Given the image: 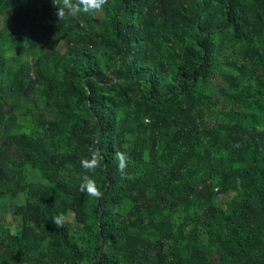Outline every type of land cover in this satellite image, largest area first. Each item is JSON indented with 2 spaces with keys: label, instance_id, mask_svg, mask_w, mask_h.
Masks as SVG:
<instances>
[{
  "label": "trees",
  "instance_id": "1",
  "mask_svg": "<svg viewBox=\"0 0 264 264\" xmlns=\"http://www.w3.org/2000/svg\"><path fill=\"white\" fill-rule=\"evenodd\" d=\"M55 3L0 0V264H264V0Z\"/></svg>",
  "mask_w": 264,
  "mask_h": 264
},
{
  "label": "clouds",
  "instance_id": "2",
  "mask_svg": "<svg viewBox=\"0 0 264 264\" xmlns=\"http://www.w3.org/2000/svg\"><path fill=\"white\" fill-rule=\"evenodd\" d=\"M107 3L108 0H56V15L59 20L64 19L66 15L73 17L80 14L96 16L103 11ZM88 151L89 156L82 159L80 162L84 172L79 187L82 192L99 200L103 198V192L96 186L92 176L96 173L97 169L101 168L103 156L96 148H89ZM115 156L118 161V171L121 176H124L130 158L126 152H116ZM103 171L107 172V168L104 167ZM50 219L56 228H62L65 224L66 217L63 214H57Z\"/></svg>",
  "mask_w": 264,
  "mask_h": 264
},
{
  "label": "rangeland",
  "instance_id": "3",
  "mask_svg": "<svg viewBox=\"0 0 264 264\" xmlns=\"http://www.w3.org/2000/svg\"><path fill=\"white\" fill-rule=\"evenodd\" d=\"M99 19H100V13H98L96 15V20L98 21ZM20 121H23L25 123H28L29 119L28 118L27 119L26 118H20ZM29 172L34 173L33 170H29ZM220 200L223 201V198L221 197ZM16 221L17 220H16L15 217L10 216L9 211H8V213H6V214H4L3 216L0 217L1 224L3 226H5L6 228L11 229L12 231H14L15 226L17 225V222ZM70 224L71 225H74V222H73V220H71V218H70ZM74 227H75V225H74ZM77 233L80 234V231L77 230Z\"/></svg>",
  "mask_w": 264,
  "mask_h": 264
}]
</instances>
